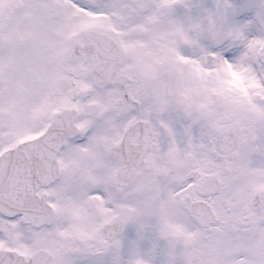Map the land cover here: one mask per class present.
<instances>
[{
    "label": "snow or ice",
    "instance_id": "obj_1",
    "mask_svg": "<svg viewBox=\"0 0 264 264\" xmlns=\"http://www.w3.org/2000/svg\"><path fill=\"white\" fill-rule=\"evenodd\" d=\"M0 264H264V0H0Z\"/></svg>",
    "mask_w": 264,
    "mask_h": 264
}]
</instances>
